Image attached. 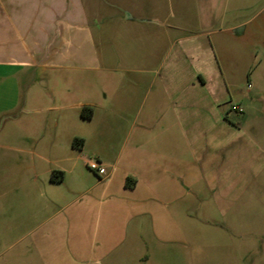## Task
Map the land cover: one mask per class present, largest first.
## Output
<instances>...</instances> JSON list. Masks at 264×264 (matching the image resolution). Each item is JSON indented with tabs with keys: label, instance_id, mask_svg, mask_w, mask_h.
Segmentation results:
<instances>
[{
	"label": "crops",
	"instance_id": "1",
	"mask_svg": "<svg viewBox=\"0 0 264 264\" xmlns=\"http://www.w3.org/2000/svg\"><path fill=\"white\" fill-rule=\"evenodd\" d=\"M261 47L264 0H0V264L168 261L248 166Z\"/></svg>",
	"mask_w": 264,
	"mask_h": 264
},
{
	"label": "rangeland",
	"instance_id": "2",
	"mask_svg": "<svg viewBox=\"0 0 264 264\" xmlns=\"http://www.w3.org/2000/svg\"><path fill=\"white\" fill-rule=\"evenodd\" d=\"M223 53L231 58V48H223ZM253 54V65L240 66L239 74L224 65L230 89L237 92L236 103L249 97V84L264 92V47L254 49ZM261 99L256 110L247 111L249 121L239 133L241 143L246 144L241 155L249 158L248 166L239 170L241 177L224 178L235 181H227L224 192L192 191V203L202 202L206 208L200 210L197 203L198 209L193 210L200 211L203 225H192L191 241L175 238L165 244L168 261L161 256V264H264V96ZM236 117L232 116L235 124ZM213 205L216 214L210 210Z\"/></svg>",
	"mask_w": 264,
	"mask_h": 264
},
{
	"label": "built area",
	"instance_id": "3",
	"mask_svg": "<svg viewBox=\"0 0 264 264\" xmlns=\"http://www.w3.org/2000/svg\"><path fill=\"white\" fill-rule=\"evenodd\" d=\"M230 112L233 114L241 115L243 114L244 109L241 106L232 105ZM87 166L92 172H95L100 177H102L106 173L105 166L96 157L89 158L87 160Z\"/></svg>",
	"mask_w": 264,
	"mask_h": 264
},
{
	"label": "trees",
	"instance_id": "4",
	"mask_svg": "<svg viewBox=\"0 0 264 264\" xmlns=\"http://www.w3.org/2000/svg\"><path fill=\"white\" fill-rule=\"evenodd\" d=\"M83 116H84V113H83ZM84 117H86V116H84Z\"/></svg>",
	"mask_w": 264,
	"mask_h": 264
}]
</instances>
